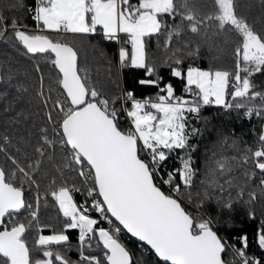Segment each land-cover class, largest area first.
<instances>
[{
	"label": "snow or ice",
	"instance_id": "1",
	"mask_svg": "<svg viewBox=\"0 0 264 264\" xmlns=\"http://www.w3.org/2000/svg\"><path fill=\"white\" fill-rule=\"evenodd\" d=\"M18 3L24 7L23 0ZM28 11L32 13L35 29L29 30L27 25L12 18V38L27 53L54 54L50 63L59 71L58 84L63 96L52 105L59 119L54 121L51 111L47 114L59 141L49 139L48 129H41L42 144L34 151L39 157L47 155L52 160V154L48 153L50 147L58 142L66 148L69 155L56 165L59 176L63 177L65 170L75 171L85 186L91 184L85 192L92 200L90 205L87 200L78 204L74 193L81 189L76 183L52 178L44 196L54 200L66 223L57 233L39 234L30 247L27 233L33 222H39L42 199L36 180L41 160L31 159L24 153L31 161L25 164L0 144V152L15 166L14 170H6L0 165V264H226L224 256L229 249L233 259L227 264H264V258L247 255L250 243L247 234L238 238L241 247L230 246L218 234L221 223L231 227L228 221L220 216L193 214L188 207L192 203L188 189L197 174L191 155L196 146L190 141L200 132L191 126L189 114L198 116L202 106L210 104L225 109L246 108L247 116L264 111V104L256 108L247 103L257 98L264 102V92L256 91L257 85L253 82L256 74H264V33L257 32L238 12L236 0H212L211 11L198 6L195 0H138L136 3L132 0H36L35 7H29ZM165 15L173 20L172 24L164 19ZM177 17L179 23H175ZM214 27L216 33L232 30L240 37L233 53L234 70L189 66L185 71L180 67L183 61L174 59L180 49L165 61L175 63L172 75L186 81L184 91L191 93L192 99L175 95L171 83L160 89L166 95H158L155 100L138 99L132 91L106 97L87 72L79 69L77 50L67 39L99 30L106 40L119 41L123 34L131 51L126 47L119 49L120 63L143 68L151 75L156 69L147 63V39L163 35L167 51L174 38L178 40L185 32L208 35ZM7 31L4 10L0 8V39ZM48 32L55 33L56 38ZM160 79L139 83L159 86ZM40 95L44 93L41 91ZM129 103L131 107L125 108ZM121 111L131 122L125 129L120 127ZM3 140L11 143L8 137ZM235 144L233 140L232 145ZM178 151L184 153L176 156L180 167L162 177V165ZM250 160L252 170L244 171V176L251 179L256 176V170L264 174V134L259 136L256 149H246L239 160L224 155L214 160V167L209 169L210 179L202 183L224 193L225 186H233L234 177L230 174L234 167L247 165ZM217 177H225L224 183ZM259 186L264 192V176ZM32 187L36 189L34 203L28 202L25 196L27 188ZM238 187L235 199L244 195V186ZM248 195L250 201L256 199L255 191ZM197 197L196 208L201 209L207 192L203 197L197 193ZM233 200L229 194L226 199L218 198L217 204L220 210L231 211ZM22 210L28 211L27 223L18 219ZM93 211L99 214L98 219L91 215ZM249 216L254 217V213L249 212ZM70 229L79 230L80 258L76 262L54 250V246L69 243L67 231ZM125 232L141 242L143 255L139 259H134L121 238ZM255 243L264 249V220ZM93 249H99V254ZM34 251L41 252L42 258H37ZM149 254H154L156 260H150Z\"/></svg>",
	"mask_w": 264,
	"mask_h": 264
},
{
	"label": "trees",
	"instance_id": "2",
	"mask_svg": "<svg viewBox=\"0 0 264 264\" xmlns=\"http://www.w3.org/2000/svg\"><path fill=\"white\" fill-rule=\"evenodd\" d=\"M132 2L136 3L138 0H132ZM35 3L36 0H23L24 7L21 8L18 0H0V8L4 10L5 24L8 26L5 37L0 39V144H3L9 154L16 155L25 164L31 161L25 158L24 153H27L31 159L41 160L36 180L40 185L39 192L42 199L39 222H33L32 228L27 233L30 247L34 246L39 234L57 233L66 223L54 200L50 196H44L49 191L48 185L52 178L55 177L58 181L67 180L69 184L75 182L76 186L81 189L80 192L74 193L75 201L83 204L87 200L89 205L91 204V197H87L85 192V188L90 187L91 184L85 186L75 171L65 170L63 177L59 176L56 165H59L64 157L69 155L66 148L58 142L50 147L48 153L52 154V160H49L47 155L39 157L34 151L42 144L41 129H48V138L59 141L60 137L54 133V124L48 120L47 114L51 111L53 120H58L59 113L52 105L56 99H63L62 89L58 84L59 71L50 63L51 59H54V54L27 53L26 49L12 38L10 26L12 18H15L18 23L27 25L29 30L35 29L32 13L28 11L29 7H35ZM195 3L207 11L212 10V0H195ZM11 5L15 7H10ZM236 5L238 12L247 18L254 29L264 33V0H236ZM164 19L169 24L173 23L167 15ZM175 23H179V17L176 18ZM214 33H216L215 27L209 31L208 35L185 32L178 40L174 38L173 44L167 51L164 48L163 35L147 39V63L156 69L151 75L143 68L120 63L119 49L126 47L130 51V45L125 43L127 37L123 34L119 41L106 40L98 31L97 33L68 36L67 39L77 50L79 69L87 72L90 80L103 89L106 97L122 96L124 92L132 91L138 99L155 100L158 95H166L160 89L171 83L175 95L192 99V94L184 91L186 81L172 75V69L176 67L175 63L168 61L166 64L165 61L173 51L180 49L176 52L174 59L178 58L183 61L180 67L185 71L189 66L201 69L234 70L233 53L240 43L239 35L232 30ZM46 34L56 38L55 33ZM190 52H195V54L189 55ZM157 77L161 78L159 86L139 83L140 80ZM253 82L257 85L256 91L264 92V74H256ZM41 91L44 93L43 96L40 95ZM228 99L231 100L230 97ZM247 103L248 106L256 108L264 104L259 98ZM117 107H120L119 102ZM124 107L130 108L131 105L129 103ZM245 112L246 108L225 109L222 106L210 104L202 106L198 116L189 114L191 126L199 129L200 132L190 141L196 146L191 155L197 174L193 178L191 188L188 189L192 193V203L188 207L193 214L199 212L206 216H220L222 220L228 221L231 227L223 223L218 225V234L224 236L228 245L241 247L242 244L238 238L247 234L250 241L247 255L264 258V249H260L255 243L257 231L261 226V221L264 220V192L259 186L264 174L256 170L255 177L251 179L245 177L244 171L252 170L250 160L247 165L234 167L230 174L234 177L233 186L231 188L225 186L224 193H221L218 188L209 186L208 183H202L210 179L209 169L214 167L213 161L219 159L221 155L236 157L239 160L246 149L251 148L253 151L256 149L258 138L263 134L264 111H261L260 115L253 113L251 116L245 115ZM122 114L123 111L119 113V115ZM4 137H8L11 143H4ZM225 140L227 144L224 143ZM233 140L236 141L235 146L232 145ZM17 149L21 151L17 152ZM213 153L216 155L213 156ZM183 154L182 151H178L176 155L171 156L162 165L160 173L166 174L167 171H171L173 164L177 161L176 156ZM0 165L5 166L6 170H14L15 167L3 152H0ZM217 178L221 184L224 183L225 177ZM177 181H179V176H177ZM238 186H244V195L235 199L239 190ZM205 191L207 192L206 202L201 209H197L196 204L199 199L197 193L203 197ZM252 191L256 192V199L250 201L248 194ZM35 192L34 187L27 188L25 196L28 202L34 203ZM229 194L234 198L232 210H220L217 199L220 197L226 199ZM249 212L254 213V217H250ZM95 214L94 211L91 213L92 216ZM27 218L28 211L22 210V215L18 219L27 223ZM103 226L108 227L105 223ZM40 229L42 232L38 231ZM67 235L69 243L65 246H54V250L59 251L73 262L79 261L80 254L77 247L79 230L70 229ZM121 238L133 252L134 259H139L143 255L141 243L127 238L126 233H122ZM92 251L99 254V249ZM34 255L42 258V253L39 251H34ZM149 259L156 260V257L154 254H149ZM224 259L226 263L233 259L230 249Z\"/></svg>",
	"mask_w": 264,
	"mask_h": 264
},
{
	"label": "built area",
	"instance_id": "3",
	"mask_svg": "<svg viewBox=\"0 0 264 264\" xmlns=\"http://www.w3.org/2000/svg\"><path fill=\"white\" fill-rule=\"evenodd\" d=\"M98 32H100L99 30H98ZM119 119H120V127L122 128V129H125V128H128L129 126H130V118H128L127 116H126V113L125 112H123V114L122 115H119ZM178 167H180V163H179V161L177 160L174 164H173V166H172V169L173 168H178ZM160 175L162 176V177H164V178H166V174H161L160 173ZM164 190L165 191H167V186H164ZM91 200H92V198H91ZM96 213V212H95ZM93 218H99V214L98 213H96L94 216H93ZM106 224V223H105ZM127 235V234H126ZM127 238H130V236L129 235H127ZM132 239V238H131ZM238 264H239V262H238Z\"/></svg>",
	"mask_w": 264,
	"mask_h": 264
},
{
	"label": "water",
	"instance_id": "4",
	"mask_svg": "<svg viewBox=\"0 0 264 264\" xmlns=\"http://www.w3.org/2000/svg\"><path fill=\"white\" fill-rule=\"evenodd\" d=\"M262 133L264 134V122H263V125H262ZM126 233V232H125ZM127 234V233H126ZM127 235H129V234H127ZM130 236V235H129ZM131 238V237H130ZM133 240H135V241H137L135 238H132ZM138 242V241H137ZM139 243H141V242H139ZM227 264V263H226Z\"/></svg>",
	"mask_w": 264,
	"mask_h": 264
},
{
	"label": "crops",
	"instance_id": "5",
	"mask_svg": "<svg viewBox=\"0 0 264 264\" xmlns=\"http://www.w3.org/2000/svg\"><path fill=\"white\" fill-rule=\"evenodd\" d=\"M130 51H131V45H130ZM205 70H207V69H205Z\"/></svg>",
	"mask_w": 264,
	"mask_h": 264
},
{
	"label": "rangeland",
	"instance_id": "6",
	"mask_svg": "<svg viewBox=\"0 0 264 264\" xmlns=\"http://www.w3.org/2000/svg\"><path fill=\"white\" fill-rule=\"evenodd\" d=\"M50 235H52V234H50Z\"/></svg>",
	"mask_w": 264,
	"mask_h": 264
}]
</instances>
